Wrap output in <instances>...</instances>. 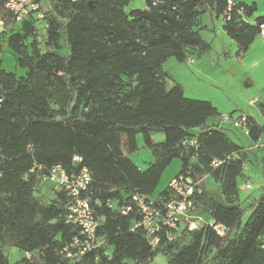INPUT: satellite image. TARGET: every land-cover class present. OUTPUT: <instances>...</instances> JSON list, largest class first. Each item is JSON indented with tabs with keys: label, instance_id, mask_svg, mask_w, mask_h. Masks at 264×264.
Here are the masks:
<instances>
[{
	"label": "trees",
	"instance_id": "trees-1",
	"mask_svg": "<svg viewBox=\"0 0 264 264\" xmlns=\"http://www.w3.org/2000/svg\"><path fill=\"white\" fill-rule=\"evenodd\" d=\"M145 1V8L126 12L131 0H43V34L38 20L17 23L0 2L5 19L0 49L6 41L17 64L27 69L18 77L0 66V264H11L3 248L7 240L32 253L15 264H150L158 252L167 256V264H209L213 258L264 264V193L249 205L252 213L234 236L245 212L234 198L251 149L228 137L210 100L187 97L179 82L168 86L170 74L163 68L170 57L185 62L191 48L202 54L211 49L197 22L207 10L221 15L227 2ZM238 7L243 13L233 11L223 28L241 56L260 35L264 15L252 23L244 16H253L257 5L240 2ZM260 107L264 112V102ZM249 117L250 137L257 141L264 136V124ZM209 118L216 121L208 125ZM195 129L198 145L185 150L183 143ZM158 132L164 139L157 142L153 135ZM139 133L154 156L144 170L129 156L138 150ZM75 155L83 157L82 163L73 161ZM174 158L182 160L179 172L196 178L209 174L220 182L224 199L203 180L194 212L223 223L228 231L220 236L208 226L185 228L176 240L163 239L152 249L141 228L132 230L138 214L123 215L107 202L126 204L136 191L153 195ZM215 158L224 160L216 168L211 166ZM35 164L90 169L89 194L100 220L102 248L74 262L64 258L61 249L78 233L66 222L69 198L56 191L43 203L45 196L36 192L48 183L30 171ZM171 196L168 186L157 197Z\"/></svg>",
	"mask_w": 264,
	"mask_h": 264
},
{
	"label": "rangeland",
	"instance_id": "rangeland-1",
	"mask_svg": "<svg viewBox=\"0 0 264 264\" xmlns=\"http://www.w3.org/2000/svg\"><path fill=\"white\" fill-rule=\"evenodd\" d=\"M258 8L255 14L252 16V20L259 16L264 15V1L258 0ZM145 0H131L129 5L125 7L126 12H130L133 9L145 8ZM225 21L222 16H217L216 13L210 11H204L197 22L196 29L199 30L202 37L206 42L212 45L213 55L221 56L223 50H228L229 42L232 40L225 32L223 26ZM37 26L40 33H45V23L43 20L37 21ZM7 28V32L10 34L11 28ZM5 30V27H0V33ZM261 35L257 37L260 38ZM42 39V35L39 36ZM262 37V36H261ZM229 39V40H227ZM2 49H0V66L8 72H15L18 77L26 75L27 69L17 64L16 54L8 46L6 41L1 42ZM236 45V43L234 44ZM235 47V46H234ZM63 53L68 51L67 44L63 42L61 48ZM233 54L237 56L238 50L233 49ZM203 54L198 48H191L189 50V60L201 57ZM238 57V56H237ZM253 64V63H252ZM199 71H196L190 67L187 62H180L175 57H170L164 64L163 68L170 74L168 80V86H172L174 82H179L184 86L185 95L190 98L203 99L215 101L222 110L230 108L234 104L238 105V109H235L233 113L234 117L239 116L242 112H246L261 121V115L256 106L251 105L249 102L251 98L259 96L264 99V64H256L249 68L248 73L244 70H240L241 67L238 63L232 61H221L219 65L213 66L210 61H206ZM240 68V69H239ZM262 99V100H263ZM259 101H255L260 106ZM261 108V107H260ZM263 112V110L261 109ZM222 113V114H229ZM264 114V112H263ZM220 119V118H219ZM216 121L215 118H209L208 125L213 124ZM223 127L226 128L228 137L235 143L244 146L247 150V157L244 162L243 174L238 180V196L234 198L237 205H240L245 209L242 217L241 228L237 230L234 236L238 235L249 219L252 210L249 205L256 201L259 196L264 193V140L260 142L258 146L250 136L245 135L240 129L231 128L228 123H223ZM199 134V130L195 129L191 132L187 138L186 143H183L185 150H189L191 147L190 142L194 141ZM155 141H161L164 139V134L161 132L153 135ZM138 150L129 154L130 158L141 169H146L149 164L154 160V156L150 147L146 146L141 133L137 136ZM236 156V155H235ZM195 158V157H194ZM182 165L180 158H174L171 164L165 169L161 179L153 193L156 197L169 186V182L172 177L177 174ZM207 188L212 194L219 199L223 200L224 196L221 193V184L218 180L214 179L211 175L207 174L203 178ZM251 183V188H246V183ZM52 184H44L41 190L36 192L37 196L41 197L43 203H48L49 199L53 197L51 191ZM204 219H209L206 215H202ZM3 248L8 256L9 262L15 264L18 260L25 256V252L17 247H14L9 240L3 243ZM110 252V249L108 250ZM213 256V252L209 254V258ZM167 256L158 252L153 261L150 264H167ZM227 260L222 258H213L209 264H226Z\"/></svg>",
	"mask_w": 264,
	"mask_h": 264
},
{
	"label": "built area",
	"instance_id": "built-area-1",
	"mask_svg": "<svg viewBox=\"0 0 264 264\" xmlns=\"http://www.w3.org/2000/svg\"><path fill=\"white\" fill-rule=\"evenodd\" d=\"M0 2L17 23L31 19L43 21L45 19L43 0H0ZM160 2L161 0H154L153 4ZM226 2V9L221 14L224 21L230 20L235 10L243 13V9L238 7L240 3L238 0H226ZM0 27H5V19L1 14ZM260 35L264 37V24L260 25ZM223 123H228L232 128L240 129L245 135L251 136L253 123L246 112H242L237 117H234L233 113L222 114L220 126L223 127ZM186 141L187 139L184 143ZM190 144L197 146V138ZM73 161L80 164L83 157L75 155ZM223 162L224 160L215 158L211 166L216 168ZM30 171L38 172L42 181L52 184L53 193L62 191L69 198L66 222L77 227L78 233L61 249L64 258L74 262L87 253L102 248L104 240L98 235L100 220L89 194L93 180L90 169L85 165L69 170L62 164H53L50 167L35 164ZM202 182L203 178H196L189 172H178L169 182L172 191V196L169 198H158L136 191L132 194L130 202L126 204L117 206L115 202L108 200L107 205L123 215L136 212L138 220L133 224L132 230L141 228L152 249H156L163 239L176 240L185 228L194 230L208 226L220 236H224L228 228L223 223L217 222L212 217L204 219L202 215L194 212L195 198L202 193ZM245 186L251 188L252 185L249 182ZM25 255L28 258L32 257L31 252H25Z\"/></svg>",
	"mask_w": 264,
	"mask_h": 264
},
{
	"label": "crops",
	"instance_id": "crops-1",
	"mask_svg": "<svg viewBox=\"0 0 264 264\" xmlns=\"http://www.w3.org/2000/svg\"><path fill=\"white\" fill-rule=\"evenodd\" d=\"M239 2H244V3H247V4H252V3H255L256 5H257V9H259L258 8V6H259V4H258V0H238ZM264 1V0H263ZM257 11V10H256ZM259 16H263V15H259ZM258 17V16H257ZM256 17V18H257ZM256 18H255V20L253 19L252 20V16L251 17H247V16H244V19L246 20V21H249V22H252V23H255V21H256ZM226 32V31H225ZM227 40H229V39H227ZM233 40V39H232ZM227 42H229V46H228V50L226 51V50H223L222 52H221V56L219 55V56H215V55H213V50H212V45H211V49L207 52V53H205V54H203L201 57H199V58H195V59H191V60H189L190 58H188L185 62H187L188 64H190V67L192 68V69H194V70H196V71H199V69H201V67L203 66L202 64H204L206 61H210L211 62V64L215 67V66H217V65H219L220 64V62L221 61H223V60H225V61H227V62H229V61H232V62H236V63H238V66H240L241 67V69L240 70H244V72H247L248 73V70H249V68H251L253 65H254V63L256 62V64H258V65H260V64H264V37L262 36H260V38L259 39H257L256 38V40L254 41V43L251 45V47L249 48V50L245 53V54H243V55H241V56H239L238 54H237V56L236 55H234L233 54V49L235 48V50L237 49L238 50V45H237V43H236V45H234L235 43H233L232 41H227ZM235 46V47H234ZM169 59V58H168ZM183 63V62H182ZM253 63V64H252ZM185 90H186V88H185ZM263 99V98H262ZM259 96H255V97H253V98H251V100L249 101L250 103H251V105H253V106H256L257 107V109H258V111H259V113H260V115H261V121H257L256 120V118L254 117V116H252V115H250L251 117H253L254 118V120L256 121V122H258L259 124H261V125H263L264 124V114H263V112L261 111V108H260V106L259 105H257L256 103H255V101H259L258 103H260V102H264V99L262 100ZM216 107H217V109H218V111H219V113L222 115V113H227V112H230V113H232V112H234V110L235 109H238L239 107H238V105L237 104H234V106L232 105L230 108H228V109H226V110H222L221 108H220V106L215 102V101H211ZM238 107V108H237ZM230 125V124H229ZM230 127L232 128V126L230 125ZM264 140V136H262L256 143H255V145L256 146H258L259 144H260V142H262Z\"/></svg>",
	"mask_w": 264,
	"mask_h": 264
}]
</instances>
